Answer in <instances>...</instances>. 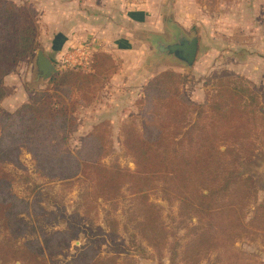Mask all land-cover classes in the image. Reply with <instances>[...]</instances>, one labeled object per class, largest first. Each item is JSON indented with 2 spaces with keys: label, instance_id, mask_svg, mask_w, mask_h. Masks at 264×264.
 <instances>
[{
  "label": "trees",
  "instance_id": "trees-1",
  "mask_svg": "<svg viewBox=\"0 0 264 264\" xmlns=\"http://www.w3.org/2000/svg\"><path fill=\"white\" fill-rule=\"evenodd\" d=\"M38 36V11L33 6L0 0V102L8 94L3 78L38 48ZM113 65L112 55L96 52L92 71L60 70L17 110L0 108V264H48V256L71 241L63 231L41 239H20L30 227L20 215L42 212L40 204L12 191L13 177L4 167V163L19 164L22 148L45 177L88 181L85 201L90 200L92 208L98 199H117L128 185L138 200L137 210L144 215L138 225L154 236L155 246L165 245L167 237L149 193L164 180L161 189L168 198L179 200L180 213L196 216L203 224L188 248L193 260L213 247L220 250V238L235 241L250 230L243 209L250 198L256 199L257 189L253 177L241 174L236 165L250 161L264 147V96L247 83L217 74L206 102L194 104L182 89L184 76L163 71L144 87L142 130L134 124L123 128V145L135 168L105 165L102 159L111 150L105 120L92 128L75 152L69 149L68 138L77 129V106L92 103ZM257 222L262 224L255 228L264 230V213ZM96 258L80 255L77 261L107 264Z\"/></svg>",
  "mask_w": 264,
  "mask_h": 264
},
{
  "label": "rangeland",
  "instance_id": "rangeland-1",
  "mask_svg": "<svg viewBox=\"0 0 264 264\" xmlns=\"http://www.w3.org/2000/svg\"><path fill=\"white\" fill-rule=\"evenodd\" d=\"M12 1L30 7L26 0ZM155 15L161 17V24H154L153 29L162 35L155 33L153 37L149 35L152 28H138L134 41L136 52L120 57L110 54L115 65L106 76V83L94 93L91 104L77 106V129L68 138L70 150H78L83 138L105 120L110 130L111 150L102 163L134 169L133 158L123 145V128L134 124L138 131L142 130L144 87L166 70L184 76L182 89L194 104L206 102L214 90L217 74L247 83L259 96H264V0H163ZM176 17H183L182 22L176 23ZM173 26L189 37L195 32L199 38L197 58L191 69L171 57L157 54V36L166 42L172 41ZM35 55V51L31 52L14 72L3 78L8 94L0 102L1 110H17L29 101L30 93L45 87L49 79L38 77ZM92 57L83 70H93ZM53 60L58 71L70 68L63 67L55 56ZM19 160V164L4 163L13 177L12 191L42 206L39 215H20L30 226L20 239H41L55 231L67 232L71 238L64 250L48 256V264H80L78 256L92 254L107 264H264V230L255 228L262 224L257 222V217L264 213L261 210L264 207V147L250 161L236 165L241 174L253 177L257 189L256 199L250 198L243 209L244 222L251 224L250 230L235 241L220 238L217 241L222 245L220 250L213 247L197 261L192 259L188 248L203 224L196 216L180 213L179 200L173 196L168 198L161 189L166 185L164 180H159L149 193V201L159 209L167 237L165 245L155 246L154 236L138 225L144 215L137 210L138 200L128 185L117 199H98L92 208L90 200L85 201L88 181L45 177L26 148H22ZM185 252H188L186 257ZM230 253H234L232 257Z\"/></svg>",
  "mask_w": 264,
  "mask_h": 264
},
{
  "label": "crops",
  "instance_id": "crops-1",
  "mask_svg": "<svg viewBox=\"0 0 264 264\" xmlns=\"http://www.w3.org/2000/svg\"><path fill=\"white\" fill-rule=\"evenodd\" d=\"M162 1L145 0L133 6L124 0H26L38 11L39 36L35 54L42 49L53 62L55 56L62 63L67 52L87 43L92 55L106 52L120 57L135 53L138 28L150 27L149 35H162L153 29L154 24H161V17L155 14ZM152 17H156L155 20ZM182 18L176 17L175 22H182ZM138 53L140 55V51Z\"/></svg>",
  "mask_w": 264,
  "mask_h": 264
},
{
  "label": "water",
  "instance_id": "water-1",
  "mask_svg": "<svg viewBox=\"0 0 264 264\" xmlns=\"http://www.w3.org/2000/svg\"><path fill=\"white\" fill-rule=\"evenodd\" d=\"M158 37L159 38L156 42L158 55L171 57L186 64L188 69L192 68L196 61L199 49V38L195 32L189 37L184 34L181 29L175 26L171 35L172 41L166 42L161 36ZM35 56L36 69L39 78L48 80L58 72V68L42 49H38Z\"/></svg>",
  "mask_w": 264,
  "mask_h": 264
},
{
  "label": "built area",
  "instance_id": "built-area-1",
  "mask_svg": "<svg viewBox=\"0 0 264 264\" xmlns=\"http://www.w3.org/2000/svg\"><path fill=\"white\" fill-rule=\"evenodd\" d=\"M127 4L138 6L142 4L145 0H124ZM92 56V48L87 43L80 47H74L69 52H67L63 59L62 65L63 67H87L90 63V59Z\"/></svg>",
  "mask_w": 264,
  "mask_h": 264
}]
</instances>
